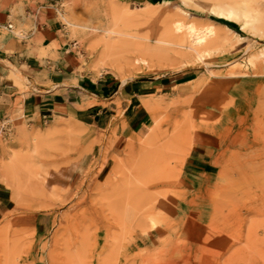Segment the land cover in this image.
<instances>
[{
    "label": "rangeland",
    "instance_id": "rangeland-1",
    "mask_svg": "<svg viewBox=\"0 0 264 264\" xmlns=\"http://www.w3.org/2000/svg\"><path fill=\"white\" fill-rule=\"evenodd\" d=\"M162 1L33 7L29 41L40 57L65 64L72 79L54 91L84 118L30 130L17 98L0 121V164L30 153L12 181L0 174L8 194L0 264H264V0H236L254 9L248 23L240 13L213 14L205 5L216 0ZM50 17L52 30L41 32ZM189 23L214 31L205 51L188 55L180 39ZM110 28L127 34L114 62L120 74L94 66ZM76 77L153 86L138 93L145 118L120 150L108 152L126 126L122 103L114 101L110 120L89 124L94 100L83 98L94 96ZM13 78L28 89L25 76ZM37 132L45 135L33 143ZM193 149L210 164L194 181L184 172Z\"/></svg>",
    "mask_w": 264,
    "mask_h": 264
},
{
    "label": "crops",
    "instance_id": "crops-1",
    "mask_svg": "<svg viewBox=\"0 0 264 264\" xmlns=\"http://www.w3.org/2000/svg\"><path fill=\"white\" fill-rule=\"evenodd\" d=\"M134 1L154 3V0ZM54 2H58V0H0V121L5 120L14 112V103L17 98H20L18 119H24L30 130L44 129L54 121H61V119L79 120L84 118V116L80 118L77 116L76 111L78 110H70V107L74 109L77 107L70 105L68 95L63 96L65 93L61 92V97H59L54 91L53 86L62 87L72 79L68 75L65 64L59 59L40 57L38 55L39 47L29 41L35 35L38 23L35 18L37 13H33V7L39 10L53 5ZM46 21L40 25L41 32L52 30V25L56 23L51 17ZM9 24L11 27H8ZM16 27L25 31L21 40L14 33ZM53 30H56L55 26ZM22 75L26 77L28 89L20 91L14 83L13 77ZM76 79L82 89L95 97L83 98V103L87 99L94 100L92 105L87 108L90 109V113L87 115L89 124L97 125L102 115L108 116L110 120L115 109L114 101L122 103L126 126L117 132L116 139L108 148V152L120 150L123 144L120 141L124 140L126 136L136 134L137 126L145 118L138 93L153 86L133 82L121 84L116 79L109 77L98 78L96 81L91 80L86 83H82L78 77ZM102 100H108L107 104H101L99 101ZM108 111L109 113H107ZM98 128L106 130L105 126ZM97 136L98 131L94 129L93 137ZM92 146L95 150L99 149L96 143ZM209 167L210 164L205 158L204 152L200 149H193L184 164V172L190 175L194 181L196 178L208 177ZM5 205H8V194L3 188H0V208Z\"/></svg>",
    "mask_w": 264,
    "mask_h": 264
},
{
    "label": "bare ground",
    "instance_id": "bare-ground-1",
    "mask_svg": "<svg viewBox=\"0 0 264 264\" xmlns=\"http://www.w3.org/2000/svg\"><path fill=\"white\" fill-rule=\"evenodd\" d=\"M216 1L217 2L214 3H207L205 6L208 8V10H210L217 16L236 18L238 13H240L246 23L257 20L254 16V9L248 3H245V1L242 2V5L240 4V1L236 0H231L232 2H218V0ZM162 2L168 3L169 0H163ZM105 31L109 32L110 34L108 36H103V38L101 39L100 46L102 48L98 54L97 59L95 60L94 66L97 67V69L111 70L120 74V72L118 71L120 66L117 69L114 62L115 60L117 61L116 53L119 51L122 44L127 41L121 36H127V34L123 31L113 30V28L107 29ZM174 31L175 28H171L172 34H174ZM176 31L178 30L176 29ZM183 34L184 36H182L180 40L182 42L188 43L186 47L188 48V55H191L193 53H200L201 51L206 50L209 37L214 34V31L208 27H198L196 25H193V23H189L185 28ZM128 36L130 37V35ZM117 65H119L118 62ZM44 135V133L37 132L36 136L32 138V142L36 143L40 141L39 139H41V136ZM31 151H33V148H31ZM27 156L29 157L30 153H28ZM27 156H22L17 152L9 153L5 160L0 164V174L7 178L9 181H12V173L15 174V171L19 169L21 165H25L27 161L26 158H28Z\"/></svg>",
    "mask_w": 264,
    "mask_h": 264
},
{
    "label": "built area",
    "instance_id": "built-area-1",
    "mask_svg": "<svg viewBox=\"0 0 264 264\" xmlns=\"http://www.w3.org/2000/svg\"><path fill=\"white\" fill-rule=\"evenodd\" d=\"M8 27H11V24H9Z\"/></svg>",
    "mask_w": 264,
    "mask_h": 264
}]
</instances>
